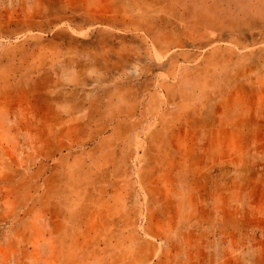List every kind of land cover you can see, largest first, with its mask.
I'll return each mask as SVG.
<instances>
[{"label":"rangeland","instance_id":"1","mask_svg":"<svg viewBox=\"0 0 264 264\" xmlns=\"http://www.w3.org/2000/svg\"><path fill=\"white\" fill-rule=\"evenodd\" d=\"M0 108V264H264V0H0Z\"/></svg>","mask_w":264,"mask_h":264},{"label":"crops","instance_id":"2","mask_svg":"<svg viewBox=\"0 0 264 264\" xmlns=\"http://www.w3.org/2000/svg\"><path fill=\"white\" fill-rule=\"evenodd\" d=\"M108 5L109 4L105 2V13L110 11ZM109 73L105 72V110L99 111L96 116L100 117L93 118L88 125L90 130H105V147L114 148L123 144L122 140L125 139L126 133L133 127L134 116L138 114L140 115L139 119L141 118L142 114L140 109L138 110L135 108L136 106L137 108L139 106L141 107V104L138 102L143 100V97L140 90L133 95L128 93L127 88L133 86L130 85V83L126 85V81H124L125 78H122L118 74ZM156 94L157 89L155 88L154 90L151 89L148 97L145 95L146 102L144 107L147 106V104L150 107L152 106L151 101L152 98L157 96ZM6 104L10 105L9 103ZM165 114L161 117H164ZM54 115L60 116V113L55 111ZM152 115H154L153 112L151 113V116ZM4 116L6 117V124H9L7 121L8 116L6 113L4 114V108H0V117L4 118ZM69 116L71 117L69 122H73L72 117L76 115L69 114ZM155 117V120L158 119V112ZM56 123L58 122H54V124ZM54 128L56 129L57 127L55 126ZM57 129H59V127ZM109 151L110 149L107 150V153Z\"/></svg>","mask_w":264,"mask_h":264}]
</instances>
